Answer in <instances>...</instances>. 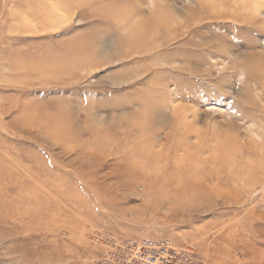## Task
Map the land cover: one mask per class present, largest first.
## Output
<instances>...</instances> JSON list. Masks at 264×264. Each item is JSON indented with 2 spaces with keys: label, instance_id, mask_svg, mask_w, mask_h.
Returning <instances> with one entry per match:
<instances>
[{
  "label": "rangeland",
  "instance_id": "rangeland-1",
  "mask_svg": "<svg viewBox=\"0 0 264 264\" xmlns=\"http://www.w3.org/2000/svg\"><path fill=\"white\" fill-rule=\"evenodd\" d=\"M194 1L0 0V167L29 176L7 180L24 196L0 190V264H110L106 238L165 240L198 264H264V185L241 205L218 194L168 208L143 179L119 172L143 158L134 154L143 144L165 153L161 173L186 148L193 153L194 132L179 125L192 112L196 132L207 126L209 137L207 120L228 119L238 140L264 149L262 113L242 102L249 91L264 112V89L242 67L264 79V0H204L210 12ZM165 15L190 25L158 26L149 46L120 49L140 20ZM150 110L162 123L147 127ZM200 144L207 158L213 142ZM95 185L123 201L102 202Z\"/></svg>",
  "mask_w": 264,
  "mask_h": 264
},
{
  "label": "bare ground",
  "instance_id": "bare-ground-1",
  "mask_svg": "<svg viewBox=\"0 0 264 264\" xmlns=\"http://www.w3.org/2000/svg\"><path fill=\"white\" fill-rule=\"evenodd\" d=\"M195 3H198V7H201L202 10H205L206 12H210V9H212L208 8L209 6L205 4L204 0H195L193 5H195ZM246 6L247 5L245 4L242 6V8L245 10L247 8ZM254 7L251 8L253 9ZM195 10L193 8L192 13ZM254 14H250L248 16L245 15L242 17L238 16L231 20L235 22L244 23L247 21V19L253 20V18L256 17V15ZM257 15H261L264 20V11L258 12ZM220 19L225 20L230 18L222 16V18ZM180 22H184L188 26L190 25V18H188L187 16V18H182L179 21V19H176L169 15H165L164 18L154 17L152 24H146V20H140L132 28L130 34L128 33L129 35L125 36L121 40L120 49L124 51L127 48L134 47L139 50H142V48L144 49V47L149 46V44H151L153 35L158 26H162L164 30L171 31L178 27ZM242 65L244 70L247 69L249 73H253H250V75L254 78V80L256 79V83L264 89V79H262L261 76L256 77L257 72L255 68H251L248 62ZM259 68L261 71H264V65H262L261 67L259 66ZM245 93L246 94L242 102H244L245 104H249V106L253 108L255 113H262L261 116H255V123L258 124V126L261 125L264 128V112H262L258 105L255 104L249 91ZM234 107L237 108V104ZM241 107L242 106H239V108ZM140 110L142 111V109ZM150 112L148 111L150 116L147 114L149 116V119L147 118V127H150L148 126L149 124L154 125V118L156 120L158 119L159 122L162 121L160 120L161 115H159V112H156L154 110H150ZM157 115L159 116L158 118ZM188 115L192 116L191 122L187 123L185 119H183V121L180 122L179 125L182 127L183 131L185 130L188 132L189 130H192L194 132L193 135L195 136L196 140V149L194 147L193 153H189V151L191 150L189 148H186L184 150L185 155H183L182 158L179 157V159H173L170 165L166 164L164 172L161 173L160 168L157 165H159L160 161L166 158L164 156L165 153H163V151H159L158 153L153 152L152 148H148L145 150V147L148 145H145L144 147L143 144L142 147L136 148L134 152L135 156L140 157L142 155L143 158L137 160L138 162L133 166H124V164L121 163L119 172H121L122 174L126 173L128 177H130L129 180L132 182L136 181L137 179H143L150 187L154 189V194L156 195L158 200L169 201L168 208H197L199 207L198 204L195 202L192 203L187 201V198H189L190 196L200 195L218 196V194H222V197L226 198L227 201L236 202L241 205L243 203V197H245L248 192L264 185V149L263 151L260 150L258 146L255 145L254 140L250 139V137H247L245 139L239 137L240 140H238V135L235 133L236 131L233 125L231 124L232 122L228 119H223V121H211L209 119L211 123L207 120V124H210V126L213 127L212 129H210L212 131L210 136L208 137L209 129L207 126H205V129L203 131L196 132L195 126L197 124L198 114L192 112L188 113ZM179 125L177 124L178 127ZM177 126L171 128V131L167 137L168 141L173 142L172 140L176 138L174 134H172V132H175V129L178 130ZM143 139L148 142L146 137H144ZM183 139L184 138H182V140ZM202 139H209L213 142L212 147L208 148L209 156L207 158H202L199 156V151L202 147L200 142L202 141ZM184 143L185 141L183 142V144ZM261 143L264 145L263 138L261 139ZM244 151H246L245 155L243 154ZM239 155L247 157L243 158L242 162L236 163L234 159ZM0 175L2 176L0 178V190H9L10 192L15 191L17 193L21 192V196L25 195V190H22L21 188L19 190L20 192L14 190L11 186V184L13 185V183H9L7 180L14 179L16 182L21 180V182L26 183L27 179H29V176L24 174V177L22 178L20 175L13 173V171L8 172L6 169H3L1 167ZM111 187L95 185L92 186L91 189L93 193L98 198L103 200L102 202L106 204L113 203L116 201L122 202V196L117 198L111 191H109ZM157 203L156 205H158Z\"/></svg>",
  "mask_w": 264,
  "mask_h": 264
},
{
  "label": "built area",
  "instance_id": "built-area-1",
  "mask_svg": "<svg viewBox=\"0 0 264 264\" xmlns=\"http://www.w3.org/2000/svg\"><path fill=\"white\" fill-rule=\"evenodd\" d=\"M106 240L113 243L110 246L112 251L105 259L110 264L120 261L122 263V260L124 264H198L190 252L176 249L165 240L142 242L116 241L111 238Z\"/></svg>",
  "mask_w": 264,
  "mask_h": 264
}]
</instances>
